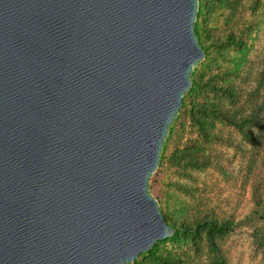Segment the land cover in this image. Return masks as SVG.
<instances>
[{
  "label": "water",
  "instance_id": "95a60500",
  "mask_svg": "<svg viewBox=\"0 0 264 264\" xmlns=\"http://www.w3.org/2000/svg\"><path fill=\"white\" fill-rule=\"evenodd\" d=\"M199 0H0V264H129L205 58Z\"/></svg>",
  "mask_w": 264,
  "mask_h": 264
},
{
  "label": "rangeland",
  "instance_id": "374dc122",
  "mask_svg": "<svg viewBox=\"0 0 264 264\" xmlns=\"http://www.w3.org/2000/svg\"><path fill=\"white\" fill-rule=\"evenodd\" d=\"M249 1L242 0L241 4L246 7ZM259 14L253 17L255 21L264 19ZM245 17L251 18L247 13ZM219 20L220 16L209 17V24L215 27L212 33L221 31ZM251 35L255 37L251 43L250 36L252 46L247 54L228 49V66L233 67L237 60L242 62L238 78L228 82L234 88L235 99H220V103L237 118L255 113L257 123L246 125L247 133H241L218 122L216 130L221 138L200 153L209 159L208 166L184 172L165 169L158 177L151 176L149 182V191L160 202L165 216L190 221L199 216L214 217L235 225L217 239L228 264H264L263 248L255 238L256 231L264 227V218L256 214L264 212V21ZM208 96L211 101L217 100L212 93ZM180 239L179 244L162 245L159 253L181 259L180 264H208L212 259L204 238L183 234ZM138 261L158 264L150 257Z\"/></svg>",
  "mask_w": 264,
  "mask_h": 264
},
{
  "label": "trees",
  "instance_id": "16d2710c",
  "mask_svg": "<svg viewBox=\"0 0 264 264\" xmlns=\"http://www.w3.org/2000/svg\"><path fill=\"white\" fill-rule=\"evenodd\" d=\"M241 1L199 0L195 32L205 51V58L194 67L192 86L185 94L179 114L169 129L159 166L152 177H158L165 169L184 172L188 169L201 170L208 166L209 159L200 153L208 144L221 138L216 130L218 122L231 126L241 133H247L246 125L257 123L255 113L237 118L228 107L220 103V99L231 102L235 99L234 88L228 82L232 77L238 78L242 62L237 60L233 67L228 66L231 61L228 49H240L242 53L247 54V49L252 46L255 37L251 35L252 32L258 30L264 21V19L255 21L253 18L259 13L264 17V0H250L246 7ZM245 13L251 18L247 19ZM214 15L220 16L221 25L218 28L221 31L212 33L215 27L209 24V17ZM210 93L216 96L215 102L209 100ZM160 208L164 215L162 207ZM256 214L259 218H264V212ZM164 218L169 225L176 228L174 234L157 241L152 249L140 254L129 264H139L138 259L144 257H150L152 263L180 264L181 259L160 254L159 248L166 243H170V246L179 244L183 234H189L195 239L204 238L212 255L208 264H228L217 239L234 228L235 225L231 221L204 216L196 217L192 221L176 215L173 217L164 215ZM255 238L258 246L263 248L264 254V227L256 231Z\"/></svg>",
  "mask_w": 264,
  "mask_h": 264
}]
</instances>
